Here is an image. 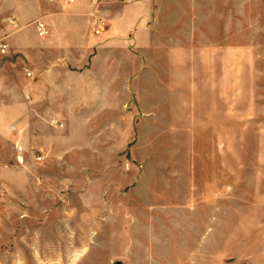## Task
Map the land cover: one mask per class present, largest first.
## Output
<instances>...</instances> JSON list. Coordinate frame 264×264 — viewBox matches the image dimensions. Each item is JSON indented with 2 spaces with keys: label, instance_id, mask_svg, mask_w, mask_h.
<instances>
[{
  "label": "rangeland",
  "instance_id": "374dc122",
  "mask_svg": "<svg viewBox=\"0 0 264 264\" xmlns=\"http://www.w3.org/2000/svg\"><path fill=\"white\" fill-rule=\"evenodd\" d=\"M8 1L11 12H35L37 0ZM187 8L193 18L230 17L220 40L235 47V130L197 126L189 68L176 108L124 116L123 150L95 147L88 163L53 165L45 192L58 194L17 200L26 224L5 227L0 211V264H253L245 242L264 224V0H187ZM188 34L194 61V25Z\"/></svg>",
  "mask_w": 264,
  "mask_h": 264
},
{
  "label": "crops",
  "instance_id": "0c3cea01",
  "mask_svg": "<svg viewBox=\"0 0 264 264\" xmlns=\"http://www.w3.org/2000/svg\"><path fill=\"white\" fill-rule=\"evenodd\" d=\"M8 2L0 11V211L9 224L3 226L28 222L17 200L35 194L38 203L47 192L58 194L45 192L56 181L53 165L88 163L95 147L123 150L125 115L174 108L189 68L197 126L235 130V47L220 40V21L231 28L229 16L203 12L193 18L187 0H37L34 14L26 12L28 1L13 12ZM193 19L195 60L189 61ZM34 151L42 161L34 160ZM230 164L228 157V170ZM245 244V257L264 264V224Z\"/></svg>",
  "mask_w": 264,
  "mask_h": 264
},
{
  "label": "built area",
  "instance_id": "2783aa9c",
  "mask_svg": "<svg viewBox=\"0 0 264 264\" xmlns=\"http://www.w3.org/2000/svg\"><path fill=\"white\" fill-rule=\"evenodd\" d=\"M95 1H98V0H95ZM38 32H39V36L40 37H44L47 34L46 27H45V25L43 23H39V25H38ZM2 49L4 51L6 49V45H4ZM27 75L28 76H31L32 74H31V72H27ZM37 160L38 161H41L42 160V157L41 156H38L37 157Z\"/></svg>",
  "mask_w": 264,
  "mask_h": 264
}]
</instances>
